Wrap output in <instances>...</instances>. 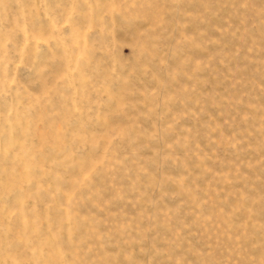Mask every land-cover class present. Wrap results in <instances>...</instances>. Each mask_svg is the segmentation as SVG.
Here are the masks:
<instances>
[{
    "label": "rangeland",
    "instance_id": "1",
    "mask_svg": "<svg viewBox=\"0 0 264 264\" xmlns=\"http://www.w3.org/2000/svg\"><path fill=\"white\" fill-rule=\"evenodd\" d=\"M0 264H264V0H0Z\"/></svg>",
    "mask_w": 264,
    "mask_h": 264
}]
</instances>
